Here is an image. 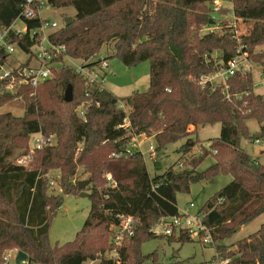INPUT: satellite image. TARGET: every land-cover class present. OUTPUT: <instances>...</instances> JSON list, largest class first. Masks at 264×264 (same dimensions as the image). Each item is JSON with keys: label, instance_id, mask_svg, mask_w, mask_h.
I'll list each match as a JSON object with an SVG mask.
<instances>
[{"label": "trees", "instance_id": "1", "mask_svg": "<svg viewBox=\"0 0 264 264\" xmlns=\"http://www.w3.org/2000/svg\"><path fill=\"white\" fill-rule=\"evenodd\" d=\"M24 1L0 0V26L10 25L20 15ZM213 1L48 0L52 8H74L71 23H63L51 35L70 56L86 61L103 45L112 44L111 56L127 66L149 62V86L124 98L109 91L94 93L83 121L75 107L85 98L84 81L68 66L55 70L38 87L22 86L15 94L1 92L0 80V107L17 96L25 102L20 116L0 112V261L5 250L16 249L35 264H84L98 259L99 264H110L103 257L114 248L110 226L118 224L119 216L131 215L139 219V226L120 249L123 264H159L155 252L140 250L142 241L154 236L151 227L162 216L179 215L177 193L188 192L192 183L213 181L222 172L231 180L199 209L215 241V256L228 259L225 264H264V222L235 241L233 251L222 243L237 226L264 213V164L240 146L241 138L253 137L246 124L251 119L259 123L258 139L264 142V96L254 92L252 72H236L227 79L229 99L222 85L200 84L202 75L226 66L238 53L264 67V51H254L264 47V30L256 32L257 25L264 28V0H231L234 26L202 33L203 27L216 22L213 12L229 11L214 9ZM26 22L29 27L38 25V20ZM236 25L251 29L238 32ZM18 42L26 49L30 44L27 37ZM215 51L220 52L217 59L212 55ZM68 85L73 91L70 102L63 99ZM118 100L131 107L128 114L117 108ZM126 116L132 131L154 135L157 150L185 139L179 152L190 151L197 141L191 134L199 126L219 123L220 133L208 147L200 148L199 155H192L187 168L174 170L172 165L150 176L140 155H111L130 137L121 126ZM38 132L53 134L55 141L35 149L28 165L16 164V157L29 148L30 135ZM212 150L214 162L199 171L198 165ZM79 167L86 175L82 179L76 178ZM50 169L59 170L58 185L65 194L79 195L78 182L88 181L87 216L74 239L61 244L48 239L50 220L62 203L60 195L48 191ZM106 173L115 187L107 185ZM164 238L192 240L185 232Z\"/></svg>", "mask_w": 264, "mask_h": 264}, {"label": "built area", "instance_id": "2", "mask_svg": "<svg viewBox=\"0 0 264 264\" xmlns=\"http://www.w3.org/2000/svg\"><path fill=\"white\" fill-rule=\"evenodd\" d=\"M225 2L230 3L232 7L231 0H214L213 8L220 9L224 7L223 4ZM43 8H52L48 0H25L22 4L20 15L10 25L0 26V80L4 82L1 91L15 94L18 88L22 86L36 88L53 77L55 70H57L56 67L68 66L84 81L85 98L76 106L75 113L79 119L86 121L87 112L92 105L90 99L92 95L107 91L103 87V83L106 77V68L109 66L108 58L102 53H96V55L86 61L70 56L64 44L54 42L51 39V35L62 24H59L55 19L44 16L42 14ZM26 20H38V25L29 27ZM229 26L232 27V25ZM235 36L237 38V33ZM25 37L30 41L27 49L23 48L18 42V40H23ZM237 40L239 41L238 38ZM252 64V62L248 61L246 53H238L227 62L226 66L219 67L210 74L202 75L200 84L204 85L208 82L222 85L225 97L229 99L227 79L236 72H252ZM259 84L255 83V86ZM122 103L125 105L122 100H118L117 108L123 110ZM121 126L127 130V134L130 137L126 143L121 145L118 150L112 152L111 155L115 158H126L138 154L144 161H146L145 156L147 155L149 159L154 161L156 159V145L149 139L148 135L144 132L135 133L132 131L127 116ZM30 137L32 138L29 139L34 143L33 148H28L25 154L16 157L15 163L18 165H28L33 159L35 149L52 144L55 139L53 134L44 136L40 132L31 134ZM260 141V139L255 138L256 143ZM144 142L146 151L143 149ZM213 152L215 153L216 151L214 150ZM200 153L201 150L199 149L195 155ZM193 154L192 151L182 152V160H190L191 158L189 157ZM182 165L183 163L180 161L178 166L181 168ZM105 179L107 185L116 186V182L110 173L105 174ZM54 182V179L49 178L48 186L52 188ZM192 207H194V204L190 202L179 215L160 217L151 227L150 232L154 236L161 235L164 237L178 236L181 232H185L192 240L196 239L203 245L214 247L215 242L211 236L210 228L204 222V214L200 211L195 214H189L188 210ZM138 226L139 219L137 217L131 215L119 216L118 224L110 226L114 248L103 254L104 259L111 260L110 264H123L120 249L134 235ZM10 253L12 254L2 256L1 264L8 262L10 257L15 259L17 251L14 250ZM92 262L86 261L84 264ZM219 262V264H225L228 259ZM20 263L30 264L28 260Z\"/></svg>", "mask_w": 264, "mask_h": 264}, {"label": "rangeland", "instance_id": "3", "mask_svg": "<svg viewBox=\"0 0 264 264\" xmlns=\"http://www.w3.org/2000/svg\"><path fill=\"white\" fill-rule=\"evenodd\" d=\"M229 11L226 13L213 12V17L216 19V22L212 23L211 26L203 27L202 33L212 30L221 29L223 26H229L236 23L233 12L231 9V4L225 2L223 4ZM74 8L65 7V8H48L42 9V14L48 16L52 19H55L59 24L63 25V20L65 17L74 18ZM239 24V23H238ZM253 25V24H252ZM237 26V25H236ZM258 28L257 33H263L264 28L260 25L256 26ZM238 32H243V29L250 31L251 26L249 25H238L235 28ZM254 51H264V47L257 46L254 48ZM98 53H102L109 58V66L106 68V77L103 83V87L111 92L113 95L124 98L135 92H145L149 86V71L150 65L148 61H142L133 66L125 65L118 57L111 56L113 54V45L105 44ZM213 58L217 59L220 55V52L217 51L212 53ZM249 64V63H247ZM14 65V64H13ZM251 65V64H249ZM252 78L254 85V92L262 94L264 96V67L259 63L252 64ZM59 69L60 67H56ZM255 83H260L255 86ZM263 83V84H262ZM2 88V86H1ZM2 92V91H1ZM124 102V101H123ZM125 103V102H124ZM123 110L128 114L131 107L129 105H124L122 103ZM25 107V102L19 96L11 99L6 102L3 106L0 107V112L10 111L16 116L22 115ZM76 108V107H75ZM248 129L253 135L251 139L241 138L240 146L241 148L250 154L253 157H257L261 163L264 164V142L256 143L253 139L255 134L260 133V125L254 120H248L246 122ZM264 124V121H263ZM190 127L189 129H191ZM220 133V124L215 123L212 125L199 126L195 133L191 134L192 138H196V144L190 149L195 155L197 151L202 146L208 147L210 141L219 136ZM55 137V136H54ZM149 139L156 145L154 135H148ZM32 137H30L31 139ZM55 139L53 140V142ZM185 139H180L176 142L167 144L162 147L160 150L156 148V161L151 160L146 157V162L144 161L147 171L150 176L163 173L169 166L173 165L174 170H179L181 168H187L189 166L190 160H182V156L179 154V148ZM30 145L33 146L34 143L30 141ZM80 146V145H78ZM32 147L29 146V149ZM144 151H146V144L143 145ZM215 153L212 151L210 155L206 156L201 163L198 165L197 169L202 171L206 169L209 165L214 162ZM189 158H192L190 156ZM144 160V159H143ZM182 161L183 165L180 168L178 166L179 162ZM158 166V167H157ZM48 178L54 179V186L52 188L48 187L49 192L60 195L62 197V203L58 208L56 214L50 220V227L48 231L49 241L54 243H64L74 239L76 232L82 227L83 222L87 216V213L90 208V199L85 196H80L78 194H65L62 192V189L58 185V179L60 172L58 169L48 170ZM86 175L82 172V169L79 167L76 173L77 179H82ZM231 180V176L225 173H218L213 181L201 180L190 185L188 192H179L176 194V201L179 213L183 211L187 205L192 202L194 207L188 210L189 214H195L203 206L204 202L212 196L216 191H218L222 186H224L228 181ZM88 192L87 190H84ZM264 222V213L257 216L251 222L243 225L241 229L236 230L233 234L222 241L224 245L230 246L228 250H234L235 248L231 246L235 241L242 239L243 237L248 236L249 234L255 232L260 225ZM176 237V236H175ZM215 242V241H214ZM15 249L5 250L3 255L12 254L11 251ZM140 250L142 254H148L151 252L156 253L157 262L159 264H171L175 261L182 262L185 264H219L221 261L218 256H215L214 247L210 245H203L196 239L180 243L176 240L168 241L164 236H151L140 245ZM177 253V257L174 256V253ZM2 261H0L1 264ZM4 264H21L16 263L15 260L10 257L8 262ZM34 264V263H30ZM90 264V263H88ZM92 264H99V261L96 260Z\"/></svg>", "mask_w": 264, "mask_h": 264}, {"label": "water", "instance_id": "4", "mask_svg": "<svg viewBox=\"0 0 264 264\" xmlns=\"http://www.w3.org/2000/svg\"><path fill=\"white\" fill-rule=\"evenodd\" d=\"M71 20H72V17H65L64 18L65 25H69L71 23ZM72 97H73L72 86L68 85L64 91L63 99L66 102H70L72 100ZM259 136H260V133H257L255 135V138H258ZM87 182H88L87 180H82V181L78 182V188L82 189V191L79 194L80 196H85V197L89 196V193L84 191V187L87 184ZM239 229H240V226H237L234 231L239 230ZM174 256L177 257L176 252L174 253ZM28 258H29V256L27 253H25L22 250H18L14 260L16 263H20L21 261L28 260Z\"/></svg>", "mask_w": 264, "mask_h": 264}, {"label": "crops", "instance_id": "5", "mask_svg": "<svg viewBox=\"0 0 264 264\" xmlns=\"http://www.w3.org/2000/svg\"><path fill=\"white\" fill-rule=\"evenodd\" d=\"M44 16H45V15H44ZM255 135H256V134H255ZM30 141H32V140L29 139L28 145H29L30 147L33 148V146L30 145ZM254 141H255V140H254ZM260 142H261V141H260ZM179 154H180V156H181V152H179ZM258 160H259V159H258ZM145 162H146V161H145ZM259 162H260V160H259ZM155 163H158V162L155 161ZM260 163H261V162H260ZM262 164H263V163H262ZM157 167H158V166H157ZM46 176H48V174H46ZM241 227H242V226H241ZM241 227H240V229H241ZM15 250H16V249H15ZM16 251H18V250H16ZM95 261H96V260H95ZM93 262H94V261H93ZM93 262H92V263H93ZM92 263H90V264H92ZM34 264H35V263H34Z\"/></svg>", "mask_w": 264, "mask_h": 264}]
</instances>
